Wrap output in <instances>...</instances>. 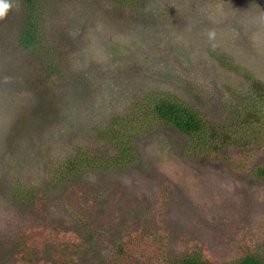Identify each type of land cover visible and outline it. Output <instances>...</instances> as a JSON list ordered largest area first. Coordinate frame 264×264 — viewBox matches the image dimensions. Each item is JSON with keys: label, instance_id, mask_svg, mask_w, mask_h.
Instances as JSON below:
<instances>
[{"label": "rangeland", "instance_id": "rangeland-1", "mask_svg": "<svg viewBox=\"0 0 264 264\" xmlns=\"http://www.w3.org/2000/svg\"><path fill=\"white\" fill-rule=\"evenodd\" d=\"M39 2L41 46L24 49L18 39L25 7L0 0V219L14 216L27 243L23 249L0 239V264H23L22 250L31 264H107L114 246L135 241L137 264L187 250L217 262L264 256V181L232 171L224 160L185 155L184 136L166 126L133 139L131 166L87 169L64 185L51 184L71 143L89 155L102 151L96 133L144 96L172 93L211 123L230 117L246 82L208 51L216 40L220 60L228 55L264 74L258 4ZM252 155L263 163L264 143ZM137 244L148 247L141 254Z\"/></svg>", "mask_w": 264, "mask_h": 264}, {"label": "trees", "instance_id": "trees-1", "mask_svg": "<svg viewBox=\"0 0 264 264\" xmlns=\"http://www.w3.org/2000/svg\"><path fill=\"white\" fill-rule=\"evenodd\" d=\"M21 1L26 14L19 34V44L24 49L40 47L36 22L40 0ZM251 1L264 11V0ZM212 41L214 43H211L209 56L218 61L217 63L223 62L222 65L246 82L245 90L239 93L238 103L232 106L230 117L223 122L211 123L199 111L172 93L157 92L144 96L123 116L111 117L96 133V141L104 144L102 151H98L101 154L97 152L94 156L89 155L79 143H71L73 148L70 152H73H69L64 164L55 169V178L51 184L56 187L59 184L64 185L75 180L87 169L107 171L131 166L137 162L133 139L159 125L184 136L186 142L182 150L185 155L212 161L224 160L232 171L246 170L254 180L264 181V162L256 163L252 159L253 151L264 143V74L254 64L250 63L249 66L247 62L240 60V63H235L233 58H227L228 55L220 60L223 55L219 54V44L216 40ZM258 73L263 76H258ZM31 192V198H34L35 189ZM1 220L4 223L1 224L2 229L0 226V239L15 240L12 242L13 247L21 246L26 249L27 243L22 241L25 234L20 235L16 218L10 215ZM143 238L144 234L140 239ZM135 244L136 241L134 244L122 242L114 246L107 264H132V259L137 264V258L131 251ZM146 247V244L142 248L137 244L135 249L142 254ZM189 251L180 252L173 260L166 261L162 258L158 264H264V256L258 253H244L239 260L232 262H217L208 260L195 250ZM18 258L23 264L32 263V257L25 250H22Z\"/></svg>", "mask_w": 264, "mask_h": 264}]
</instances>
